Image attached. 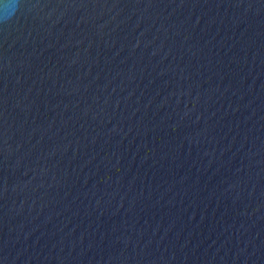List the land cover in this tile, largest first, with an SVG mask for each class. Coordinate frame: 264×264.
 <instances>
[{
    "label": "water",
    "instance_id": "95a60500",
    "mask_svg": "<svg viewBox=\"0 0 264 264\" xmlns=\"http://www.w3.org/2000/svg\"><path fill=\"white\" fill-rule=\"evenodd\" d=\"M0 264H264V0H0Z\"/></svg>",
    "mask_w": 264,
    "mask_h": 264
}]
</instances>
